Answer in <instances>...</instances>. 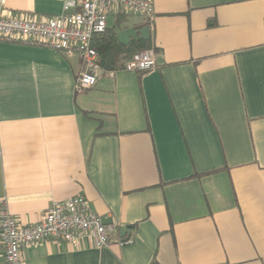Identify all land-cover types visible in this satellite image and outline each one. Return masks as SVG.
Returning <instances> with one entry per match:
<instances>
[{"label": "crops", "instance_id": "0c3cea01", "mask_svg": "<svg viewBox=\"0 0 264 264\" xmlns=\"http://www.w3.org/2000/svg\"><path fill=\"white\" fill-rule=\"evenodd\" d=\"M152 2L107 25L149 26L157 67L89 89L78 54L0 42V210L34 224L81 195L121 224L103 248L27 244L23 264H264V0ZM5 9L42 21L63 0Z\"/></svg>", "mask_w": 264, "mask_h": 264}, {"label": "built area", "instance_id": "2783aa9c", "mask_svg": "<svg viewBox=\"0 0 264 264\" xmlns=\"http://www.w3.org/2000/svg\"><path fill=\"white\" fill-rule=\"evenodd\" d=\"M113 7L128 14L153 19L152 0H63V12L46 20L6 15L5 0H0V42L24 43L53 48L68 55L78 54L85 70L77 79L76 88L94 87L105 75L115 76L117 70L105 72L99 63L95 35L107 29V17ZM156 50L143 49L128 60L123 69L147 72L157 67ZM121 224L96 212L85 196H74L54 202L34 224H22L7 208L0 210V239L5 264H23L21 249L27 244L46 240L65 241L77 246L81 235L92 237L99 248L108 246L111 236ZM131 239L120 244L131 243Z\"/></svg>", "mask_w": 264, "mask_h": 264}, {"label": "trees", "instance_id": "16d2710c", "mask_svg": "<svg viewBox=\"0 0 264 264\" xmlns=\"http://www.w3.org/2000/svg\"><path fill=\"white\" fill-rule=\"evenodd\" d=\"M120 30V24L107 27L105 32L95 35L93 39V44L97 48L99 63L104 70L123 69L126 62L134 54L150 47V40L142 39H133L128 45L121 44L117 39Z\"/></svg>", "mask_w": 264, "mask_h": 264}, {"label": "water", "instance_id": "95a60500", "mask_svg": "<svg viewBox=\"0 0 264 264\" xmlns=\"http://www.w3.org/2000/svg\"><path fill=\"white\" fill-rule=\"evenodd\" d=\"M117 39L123 45H128L133 39L149 40L150 27L145 26L141 29L140 35H138L137 31L132 27L125 28L118 33Z\"/></svg>", "mask_w": 264, "mask_h": 264}, {"label": "rangeland", "instance_id": "374dc122", "mask_svg": "<svg viewBox=\"0 0 264 264\" xmlns=\"http://www.w3.org/2000/svg\"><path fill=\"white\" fill-rule=\"evenodd\" d=\"M111 20H112V19H111V18H109V21H110V23H111Z\"/></svg>", "mask_w": 264, "mask_h": 264}]
</instances>
